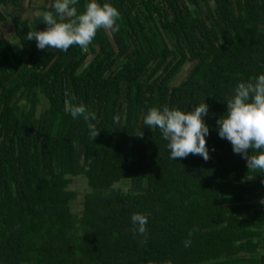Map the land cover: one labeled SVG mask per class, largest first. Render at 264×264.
<instances>
[{
  "label": "trees",
  "instance_id": "16d2710c",
  "mask_svg": "<svg viewBox=\"0 0 264 264\" xmlns=\"http://www.w3.org/2000/svg\"><path fill=\"white\" fill-rule=\"evenodd\" d=\"M27 1L0 0L1 19L4 3ZM41 1L32 21H14L18 48L0 31V264H264V171L217 125L237 85L264 75V0H97L119 11V31L67 52L26 39L55 15V0ZM66 92L95 113V140L65 112ZM201 103L210 159H171L144 117ZM76 178L88 192L74 212ZM136 213L146 235L133 233Z\"/></svg>",
  "mask_w": 264,
  "mask_h": 264
},
{
  "label": "clouds",
  "instance_id": "9594fccd",
  "mask_svg": "<svg viewBox=\"0 0 264 264\" xmlns=\"http://www.w3.org/2000/svg\"><path fill=\"white\" fill-rule=\"evenodd\" d=\"M78 0H55L52 11L43 13V22L47 25L44 31H29L26 39L37 42V48H54L67 52L70 46L78 45L82 49L92 43L99 29L119 31V11L109 3L101 6L97 0L85 5L83 14L77 13L75 5ZM59 17V20L58 18ZM65 18H70L65 22ZM69 98L64 101V110L70 113L73 119L82 117L90 130V137L96 139L100 132L91 121L96 119L95 113L90 112L81 103L73 104L74 97L65 93ZM209 107L201 103L193 107L192 111L184 112L179 109L170 110L167 106L161 111L151 108L144 117V123L149 128H159L163 138L168 141L170 158H186L189 154L200 155L205 161L209 160V151L205 137L209 134V127L204 122ZM118 121V117L116 118ZM218 135L228 140L236 154H241L247 161L250 170L264 171V75L254 81L240 82L235 95L227 102V113L217 120ZM143 133L137 136L142 137ZM258 154L249 155V150ZM264 204V199L260 201ZM133 233L146 235L148 217L136 213L131 217ZM194 231V230H193ZM184 241L185 247L191 246V236ZM166 264H172L167 261Z\"/></svg>",
  "mask_w": 264,
  "mask_h": 264
},
{
  "label": "rangeland",
  "instance_id": "374dc122",
  "mask_svg": "<svg viewBox=\"0 0 264 264\" xmlns=\"http://www.w3.org/2000/svg\"><path fill=\"white\" fill-rule=\"evenodd\" d=\"M42 7L43 1L41 0H34L31 3L28 1L24 2L21 8L7 6L5 3L2 5L1 12L5 16V21L0 17V31H2L3 38L9 41L15 49L18 48V43L14 33V21H20L19 16H21V18L30 22L35 15L42 12ZM92 59L93 57L89 58L85 66H87ZM191 67L192 64H187L183 70L178 73L173 84H179L186 77ZM46 107L47 102L44 100L40 110L43 111ZM129 187L130 185L128 182L121 183L119 186V188L123 191H127ZM70 189L76 192V200L72 205L73 211L76 212L81 210V202L83 201L86 192H88L86 180L84 178H76Z\"/></svg>",
  "mask_w": 264,
  "mask_h": 264
}]
</instances>
